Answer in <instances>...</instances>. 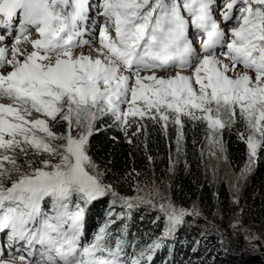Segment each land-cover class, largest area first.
I'll return each mask as SVG.
<instances>
[{
  "label": "snow or ice",
  "instance_id": "6c2138e0",
  "mask_svg": "<svg viewBox=\"0 0 264 264\" xmlns=\"http://www.w3.org/2000/svg\"><path fill=\"white\" fill-rule=\"evenodd\" d=\"M0 101V246L6 235L15 249L0 264H154L200 213L139 189L120 195L89 138L100 117L126 136L129 118H147L165 135L174 124L179 150L187 119L205 126L216 154L236 128L248 171L264 150V0H0ZM107 196L151 206L164 231L130 244L110 208L89 240L88 213Z\"/></svg>",
  "mask_w": 264,
  "mask_h": 264
},
{
  "label": "trees",
  "instance_id": "16d2710c",
  "mask_svg": "<svg viewBox=\"0 0 264 264\" xmlns=\"http://www.w3.org/2000/svg\"><path fill=\"white\" fill-rule=\"evenodd\" d=\"M129 119L137 122L128 129L127 136L114 118L106 115L98 119L97 130L89 138L90 155L98 170L104 172L105 182L126 197L136 196L139 189V195L151 194L157 203L161 198L154 197V193L161 191L165 192L161 197L166 202L184 208L194 202L205 219H215L218 224V231L212 234L209 226L185 219L175 235L165 240V246L154 254V264H264V150L245 172L247 150L236 128L224 132L225 150L211 154L203 124L185 119L184 138L178 150L174 124L169 123L165 135L160 123L147 118ZM137 126L141 131L132 135ZM212 156L222 158L226 165L224 172L244 173L236 204L217 165L209 164L208 168ZM31 159L36 165L38 156ZM111 201V196H107L91 206L86 224L89 240L107 219L110 208L125 217L114 232L123 235L130 244L150 242L164 231L165 221L158 219L161 214L151 206L145 204L128 210L119 201L114 206ZM250 235L258 239L251 242L247 239Z\"/></svg>",
  "mask_w": 264,
  "mask_h": 264
},
{
  "label": "rangeland",
  "instance_id": "374dc122",
  "mask_svg": "<svg viewBox=\"0 0 264 264\" xmlns=\"http://www.w3.org/2000/svg\"><path fill=\"white\" fill-rule=\"evenodd\" d=\"M94 3H95V1H94ZM220 3H221V7H222L223 6V0H220ZM217 11L219 12V9H217ZM217 11H216V16H217V18H219V16H220L219 13L220 12L218 13ZM93 12H95V10ZM93 19H95V13H93ZM85 38L87 39L88 37L86 36ZM85 51L87 52V51H89V49H86L85 48ZM91 51L94 52V50H91ZM0 102H3V101H0ZM209 164H213L212 167L215 166V165H217V167H218L217 169L219 170V173H220L219 175L221 177H223L225 179V181L228 183V187H229L230 193L232 195V202L234 204H236L237 201H238L237 195H238L239 189L241 187V183L243 182V179H244V177L242 175V171H240L237 175H233V174L230 175L227 172H224L226 170V165L222 161V158H219V156H212V157H210L208 159V168L210 166ZM36 165H37V167L42 166L40 164V158L39 157H38V160L36 161ZM154 189H156V188H154ZM153 192H155V191H153ZM154 194H155L154 197L155 196H158V199L159 198H162L161 195H164L165 196V192H163V191L158 192V193L156 192ZM164 201H165V199H164ZM176 206L177 207H181L179 204H176ZM185 209H187L188 211L195 210L196 212H199L200 213L199 215H192L190 217H185L186 220L187 219H190V222L191 223L200 224V225H202V227H204L205 225L209 226L210 227V233H212V234H214V233H216V231H218V224L217 223L216 224L214 223L215 219H214V221H212L211 219L210 220L209 219H205L203 217V215H201V212H200L199 207L197 206V204H194V202H192L191 204H188L187 205V208H185ZM4 241H5V245H3V247H5V248L7 247L8 250H11L12 249L13 252H14L15 251L14 248L8 247V245L11 244V241H8L6 235H5ZM0 248H1V246H0ZM7 253H8V256H11L13 254V253H11V251H7ZM0 255H1V252H0Z\"/></svg>",
  "mask_w": 264,
  "mask_h": 264
}]
</instances>
